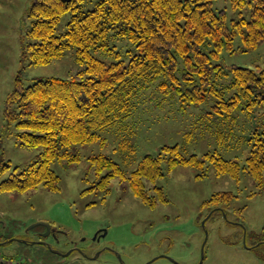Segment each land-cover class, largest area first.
Segmentation results:
<instances>
[{
    "label": "rangeland",
    "instance_id": "1",
    "mask_svg": "<svg viewBox=\"0 0 264 264\" xmlns=\"http://www.w3.org/2000/svg\"><path fill=\"white\" fill-rule=\"evenodd\" d=\"M31 2L0 0V163L11 164L0 175V184L16 166L24 169L41 151V147L22 146L16 124L5 118L6 99L17 75L21 71L29 83L35 77L69 78L83 68L75 48L49 64L25 65L22 46L29 40ZM230 5V0H215L213 7L230 9ZM70 16L62 17L58 30L65 29ZM113 43L122 51L130 47L126 39ZM95 55L115 59L102 52ZM217 61L225 66L264 65V42L246 52L224 51ZM210 105L181 109L175 96L164 97L148 89L136 97L129 119L99 130L100 139L73 147L78 161L52 163L60 175L59 189L41 184L25 192L0 190V256L23 259L26 264H264V184L260 186L245 170L237 180L218 174L210 162L202 170L187 165L168 170L163 162L164 175L144 181L145 190L156 201L154 206L143 202L131 187L129 177L144 155H157L165 144H177L186 156L203 157L217 150L225 158L245 163L252 117L240 113L232 137L221 141L217 124L203 117ZM100 153L117 161L125 177L116 176L103 189L85 192L91 185L95 188L108 171L98 175L91 163ZM157 187L166 200H161ZM218 191L237 196L222 212L203 207V201ZM38 222L49 223L54 233L40 236L47 229L42 224L31 227ZM36 240L46 244L30 243ZM52 249L69 254L62 256Z\"/></svg>",
    "mask_w": 264,
    "mask_h": 264
},
{
    "label": "trees",
    "instance_id": "2",
    "mask_svg": "<svg viewBox=\"0 0 264 264\" xmlns=\"http://www.w3.org/2000/svg\"><path fill=\"white\" fill-rule=\"evenodd\" d=\"M215 0H32L29 40L23 42L22 61L28 66L51 63L75 48L83 66L69 78L35 77L26 83L22 72L6 99L5 118L15 123L22 146L41 147L24 169L15 167L0 184L1 191L25 192L44 185L59 189L56 160L76 162L78 144L101 138L99 130L129 119L136 97L153 88L164 97H176L181 109L210 102L203 115L217 124L221 141L231 138L240 113L253 119L247 142L250 152L242 164L217 150L184 155L177 144L162 146L157 155L147 153L132 171L133 192L143 202L156 205L145 190V179L155 181L178 165L203 169L207 162L218 174L239 180L241 171L264 184V65L225 66L217 60L224 51H249L264 42V0H230V9L213 7ZM70 13L63 31L62 17ZM126 39L122 51L112 41ZM239 40L236 47L235 42ZM95 52L114 55L111 61ZM96 172L108 170L98 184L85 192L103 189L116 176L125 177L121 165L106 154L91 159ZM0 163V175L10 169ZM203 174L199 173L198 176ZM161 200L163 190L157 187ZM237 195L215 192L202 203L224 211ZM243 208H240L241 211ZM1 241V240H0Z\"/></svg>",
    "mask_w": 264,
    "mask_h": 264
},
{
    "label": "water",
    "instance_id": "3",
    "mask_svg": "<svg viewBox=\"0 0 264 264\" xmlns=\"http://www.w3.org/2000/svg\"><path fill=\"white\" fill-rule=\"evenodd\" d=\"M209 218V215L204 219V221H203V225H205V223H206V220ZM36 224H42V225H44V226H46V229H47V231L45 232V233H43V234H41V236H46V235H49L50 233H51V225L49 224V223H47V222H38V223H35L33 226H31V227H34ZM105 232V231H104ZM207 235V234H206ZM17 239V238H16ZM18 240H21V241H23V242H25V243H28V240H22V239H18ZM30 243H42V244H46V242L45 241H42V240H36V241H31ZM50 247V246H49ZM203 248H204V246H203ZM55 253H57V254H60V255H62V256H67L68 254H69V252H67V253H63V252H61V251H59V250H55V249H52Z\"/></svg>",
    "mask_w": 264,
    "mask_h": 264
},
{
    "label": "built area",
    "instance_id": "4",
    "mask_svg": "<svg viewBox=\"0 0 264 264\" xmlns=\"http://www.w3.org/2000/svg\"><path fill=\"white\" fill-rule=\"evenodd\" d=\"M0 264H21V260L0 256Z\"/></svg>",
    "mask_w": 264,
    "mask_h": 264
},
{
    "label": "flooded vegetation",
    "instance_id": "5",
    "mask_svg": "<svg viewBox=\"0 0 264 264\" xmlns=\"http://www.w3.org/2000/svg\"><path fill=\"white\" fill-rule=\"evenodd\" d=\"M46 227V226H45ZM51 233H54V231H53V229H51ZM101 234H105L104 233V231L103 232H99L97 235H96V238L98 237V236H100ZM41 236V235H40ZM103 236V235H102Z\"/></svg>",
    "mask_w": 264,
    "mask_h": 264
},
{
    "label": "crops",
    "instance_id": "6",
    "mask_svg": "<svg viewBox=\"0 0 264 264\" xmlns=\"http://www.w3.org/2000/svg\"><path fill=\"white\" fill-rule=\"evenodd\" d=\"M2 242L0 241V244H1ZM29 244V243H28ZM6 257V256H5ZM9 258V257H8ZM10 258H13L12 256H10ZM21 264H26V263H24V260L23 259H21Z\"/></svg>",
    "mask_w": 264,
    "mask_h": 264
}]
</instances>
